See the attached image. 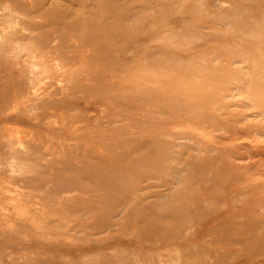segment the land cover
I'll return each mask as SVG.
<instances>
[{
    "label": "rangeland",
    "instance_id": "374dc122",
    "mask_svg": "<svg viewBox=\"0 0 264 264\" xmlns=\"http://www.w3.org/2000/svg\"><path fill=\"white\" fill-rule=\"evenodd\" d=\"M106 2L125 20L83 17ZM78 16L116 39L66 48L78 74L51 82L60 59L26 50ZM0 44V264H264V0H0Z\"/></svg>",
    "mask_w": 264,
    "mask_h": 264
},
{
    "label": "bare ground",
    "instance_id": "6f19581e",
    "mask_svg": "<svg viewBox=\"0 0 264 264\" xmlns=\"http://www.w3.org/2000/svg\"><path fill=\"white\" fill-rule=\"evenodd\" d=\"M30 4V3H29ZM104 5H106L107 7H103ZM104 5H101V8L102 9H94V11L93 12H87V13H85V14H83V17H89V16H95V18H97V17H100V19H103L104 17H105V15L108 13V12H110L112 15H113V17H114V19L117 21V22H119L121 19H123V20H125V16L124 15H120V14H118L117 12V10L116 9H114V8H111L110 7V5L106 2ZM9 8V7H8ZM121 9V11H122V13L123 14H125L126 13V9H125V7H124V5H123V7L122 8H120ZM14 10V9H13ZM7 13V12H6ZM3 15V14H2ZM51 15H54L55 16V18L57 19V20H59V21H62V11L61 10H59V9H54V10H52V12H51ZM82 16V15H81ZM8 18V17H7ZM6 18V19H7ZM79 18H81V17H77V18H75V19H73L72 20V18H71V21L69 22V23H64L63 24V26H61L60 28H59V30L56 32V36H55V42L52 44V47H50V46H48V44L51 42V40L49 39V34L48 33H43V34H41V35H39V36H37V37H35V40L33 41V42H31V45L29 46V48L26 50V53H25V55L26 56H31V57H33V58H39L40 60V62H42L43 63V65L44 66H46V63H48V62H50L52 59L51 58H54L53 56H55V57H58L59 59H60V62L58 63H55V64H53L54 65V69H53V71H50L49 73H48V75L46 76V78L48 79V80H50L51 82L53 81V78H55L57 75H58V72H59V70H60V68L63 70L62 72L63 73H65L66 75H71V77H74V75H73V72H76L77 74H78V70H77V64H75V59L73 58V57H70V58H67V50H66V48H70V47H73V46H75V47H78V45H79V42H81V41H90L93 45V47L97 50V51H100L102 48H99V47H97V46H94V45H97V39H96V37H100L101 39H103V40H107V41H109V40H111V41H115V35H112V34H110V33H106V32H102V33H100L99 32V30L98 31H93L92 32V35H89L88 33H85L83 30H82V28H81V22H80V20H79ZM5 19V18H4ZM3 19V20H4ZM87 19V18H86ZM6 22H7V20H5ZM17 21V20H16ZM37 21V20H36ZM3 23H4V21H3ZM84 23V22H83ZM5 24V23H4ZM100 24V23H99ZM3 25V24H2ZM1 25V26H2ZM6 26V25H5ZM67 26V27H66ZM2 28H5V27H3L2 26ZM73 28H75L76 29V31L77 32H79L78 34H77V36L78 37H80V40L79 41H77V40H75L74 38H72V37H70L69 35V29H73ZM16 29V28H15ZM14 29V30H15ZM18 29V28H17ZM14 30L12 31V32H14ZM7 32V31H6ZM24 33H26V32H24ZM19 34V33H18ZM5 36V35H4ZM13 36V35H12ZM46 37H47V39H46ZM52 37H54L53 35H52ZM9 39L10 38H7L6 39V41H9ZM3 40V39H2ZM28 40L29 41H31L32 40V37H28ZM53 40V41H54ZM6 41L4 40V42H2L3 43V45L6 43ZM68 42L70 43V45L69 46H67L66 47V45L68 44ZM1 43V44H2ZM8 43V42H7ZM6 43V44H7ZM13 42H11V44H12ZM29 43V42H28ZM37 43V44H36ZM52 43V42H51ZM0 44V45H1ZM18 44V43H17ZM21 44V43H20ZM116 44H118V43H116ZM19 45V44H18ZM20 46V45H19ZM118 46V50L119 51H122L123 50V48H124V45H123V43H121V44H118L117 45ZM1 47H2V45H1ZM12 47V46H11ZM15 47V46H14ZM26 47V46H25ZM5 48V47H4ZM6 48L7 49H9L7 46H6ZM20 48V47H19ZM11 49V48H10ZM85 50V49H84ZM4 51V50H3ZM6 51V50H5ZM9 52V51H8ZM11 52V51H10ZM87 52V51H86ZM4 53V52H3ZM88 53V52H87ZM14 53H12V55H13ZM81 55H83V54H81ZM99 55H101V53H99ZM7 56V55H6ZM11 57V56H10ZM23 59H25V58H23ZM22 59V60H23ZM83 59V58H82ZM26 60V59H25ZM29 60V59H28ZM34 60V59H33ZM14 61V60H13ZM16 61V60H15ZM14 61V62H15ZM54 61V60H53ZM6 62H8V61H5L4 60V63H6ZM14 62H12V63H14ZM17 62V61H16ZM15 62V63H16ZM19 62V61H18ZM23 62V61H22ZM20 63V62H19ZM25 63V62H24ZM39 63V62H38ZM37 63V64H38ZM53 63V62H52ZM3 64V63H2ZM10 64V66H11V63H9ZM22 64V63H21ZM30 64V63H29ZM37 64H35V65H37ZM8 64H6V65H4L5 67L7 66ZM13 65V64H12ZM31 65H33V64H31ZM14 66H16V65H14ZM21 67H24V66H22V65H20ZM60 68H59V67ZM9 66H7V68H8ZM12 67V66H11ZM21 67H20V69H21ZM13 68V67H12ZM11 68V69H12ZM29 68V67H28ZM19 69V70H20ZM26 69V68H25ZM37 69H39V68H37ZM98 69L100 70V72H101V74H103V75H105L106 77H114V76H117L118 75V73H119V71H120V69H118L117 67H115V66H113L112 64H108V63H106V64H104V65H100L99 67H98ZM4 70H5V68H4ZM8 70H10L9 68L7 69V70H5V72H7ZM14 70V69H13ZM15 70H16V68H15ZM11 71V70H10ZM18 71V70H17ZM30 71H32V70H30ZM19 72V71H18ZM27 72H29L28 70H27ZM60 72H61V70H60ZM3 73H4V71H3ZM19 73H21V72H19ZM31 73V72H30ZM62 73V76L64 75ZM5 74V73H4ZM28 74V73H27ZM57 74V75H56ZM9 75V74H8ZM13 75H14V73H13ZM15 75H16V73H15ZM22 75V74H21ZM20 76V75H19ZM21 77V76H20ZM30 77V76H29ZM18 78V77H17ZM31 78L32 77H30V82H31ZM45 78V79H46ZM70 78V77H69ZM79 78V77H78ZM29 79V78H28ZM33 79H35L34 80V84H36L35 86H34V89L31 91V96L30 95H27V96H30V97H35L36 95H37V92H39L38 90L39 89H42L41 88V86H43L42 84H44V82H42V80L41 79H36L34 76H33ZM62 79V78H61ZM71 79V78H70ZM70 79H68V80H70ZM17 80V79H16ZM44 80V79H43ZM63 80V79H62ZM62 80H60V82L62 81ZM71 81V80H70ZM73 81V80H72ZM28 82V81H27ZM57 82V81H56ZM64 82V81H63ZM62 82V83H63ZM66 82V81H65ZM29 83V82H28ZM68 83H69V81H68ZM74 83V82H73ZM64 84V83H63ZM119 85V84H118ZM29 86V85H28ZM31 86V85H30ZM58 86V85H57ZM61 87H63L62 85H61ZM102 87V86H101ZM66 88V87H65ZM85 88H87V89H85ZM16 89H17V87H16ZM19 89V88H18ZM32 89V88H31ZM30 90V89H29ZM66 90V89H65ZM70 90H72V92H80L81 93V97L83 98V99H88L87 100V103H86V108L87 109H90L92 106H91V104H92V102H97L98 104L100 103V100H97V97H95L93 94H94V92H93V89L92 88H88V87H80L79 85H74V86H71V87H68V91L70 92ZM111 91V90H110ZM20 92V89L18 90V91H16V93H18V95H21V93H19ZM45 93V92H44ZM111 93V92H110ZM26 94V93H25ZM28 94V93H27ZM49 95H51V93L50 94H48V96ZM257 95V94H256ZM24 96V95H23ZM39 96V95H38ZM38 96L36 97L37 99H38ZM40 96H42V95H40ZM47 96V95H46ZM47 96V99L41 104L40 103V105H37L38 107H41V108H47V109H59L61 106H62V101H54V99L52 98V99H48L49 97ZM52 96V95H51ZM29 97V101L31 102L32 101V104H33V100H31V98ZM43 97V96H42ZM36 98H35V100H36ZM41 98V97H40ZM15 99V98H14ZM25 99V98H24ZM74 99H75V97H74ZM258 101H260L262 104H264V91L262 90L258 95H257V98H256ZM20 100V99H19ZM106 99H104V100H102L101 101V104H99V105H103L106 109H108V108H110V106L112 105V104H110V103H112L113 102V100H111V99H108L106 102H104ZM37 101H39V99L37 100ZM49 101H53V102H49ZM118 101V100H117ZM24 102L25 101H21L20 100V102L19 103H23L24 104ZM27 102V101H26ZM36 102V101H35ZM77 102V101H76ZM78 102H80L79 100H78ZM18 103V104H19ZM29 103V102H28ZM27 103V104H28ZM26 104V103H25ZM85 104V103H84ZM83 104V105H84ZM22 105V104H21ZM29 105V104H28ZM34 106H35V103L33 104ZM32 105V106H33ZM32 106H30V108H28V111H30L29 109H33L32 108ZM23 107V106H22ZM114 107V106H113ZM25 108V107H24ZM38 109V108H37ZM35 109H33V111H34ZM105 110V109H104ZM48 111V110H47ZM51 111V110H50ZM35 112V111H34ZM37 112H38V110H37ZM103 112H105V111H103ZM61 113V112H60ZM63 113V112H62ZM124 113V112H123ZM41 116H45V115H41ZM36 117V116H35ZM115 117H118V116H115ZM65 118V117H64ZM63 118V119H64ZM80 118V117H79ZM48 119V118H47ZM72 119H74V118H71L70 119V121H72ZM76 119V118H75ZM104 118H102V120H103ZM37 120V119H36ZM81 121V119L78 121V122H80ZM65 122V121H64ZM82 122V121H81ZM76 124V123H75ZM81 124V123H80ZM97 124V123H96ZM73 126V125H72ZM71 126V127H72ZM64 127V126H63ZM86 127V126H85ZM69 128V127H68ZM78 128V127H77ZM67 129V128H66ZM71 131V130H70ZM78 131V130H77ZM80 131H82V130H80ZM89 131V130H88ZM75 132H76V130H75ZM18 132H16V134H14V132L13 133H8L7 135H6V137L4 138V140H5V143L8 145L9 144V148H10V152L12 151V152H14L15 151V153H16V150H15V148H13V145L15 144V141L16 140H18L19 141V143H21V138L22 137H20L18 134H17ZM1 136V135H0ZM31 137V136H30ZM1 138V137H0ZM25 139V138H24ZM29 139V138H28ZM3 140V141H4ZM33 140V139H32ZM31 140V141H32ZM49 140V139H48ZM34 141V140H33ZM40 141V140H39ZM50 141V140H49ZM62 141L64 142V140L62 139ZM35 143V142H34ZM22 144V143H21ZM48 145H50V144H48ZM23 146V145H22ZM49 146H47V148H48ZM26 148H28V146L26 147ZM68 149H69V147H67ZM7 149V148H6ZM19 149V148H18ZM67 149V150H68ZM8 150V149H7ZM42 150V149H41ZM25 151V150H24ZM45 151H48V150H45ZM51 151V150H50ZM53 151V150H52ZM69 151V150H68ZM38 152V151H37ZM24 153V152H23ZM26 153V152H25ZM24 153V154H25ZM27 153H29V151L27 152ZM50 153V152H49ZM57 153V152H56ZM39 154V153H38ZM41 154V153H40ZM35 155V154H34ZM51 155V154H50ZM52 155H53V153H52ZM54 155H55V153H54ZM31 156V155H30ZM48 156V155H47ZM32 157V156H31ZM47 184V183H46ZM45 184V185H46ZM41 186V185H40ZM47 188V187H46ZM45 189V188H44ZM68 189H70V188H68ZM71 190V189H70ZM98 190V189H97ZM69 191V190H68ZM72 191H74V190H72ZM96 191V190H95ZM50 192V191H49ZM58 192V191H57ZM66 192V191H65ZM71 192V191H70ZM108 192V191H107ZM43 193V192H42ZM41 193V195H43ZM92 193H95V192H92ZM59 194V193H58ZM66 194H67V192H66ZM69 194H71V193H69ZM108 194V193H107ZM109 194H110V192H109ZM56 195H57V193H56ZM65 195V193H63V196ZM66 196V195H65ZM65 196H64V198H65ZM93 196H95V195H93ZM108 196V195H107ZM46 197H48V196H46ZM58 197H59V195H58ZM58 197H57V199H58ZM90 197V196H89ZM53 198V197H52ZM91 198V197H90ZM54 199H56V198H54ZM63 199V198H62ZM66 199V198H65ZM71 199V198H70ZM70 199H68V200H70ZM68 200H66V201H68ZM74 200V199H73ZM47 201H48V199H47ZM65 202V201H64ZM51 203V202H50ZM91 205H89V207H90ZM48 207V206H47ZM87 207V206H86ZM92 207V206H91ZM93 207H95V206H93ZM48 209H49V207H48ZM73 209V208H72ZM84 209V208H83ZM91 209V208H90ZM43 210V209H42ZM83 211V210H82ZM74 212V211H73ZM71 214L70 212H64V214ZM76 213V212H75ZM77 213H79V211H77ZM73 214V213H72ZM72 214H71V216H72ZM105 214V213H104ZM73 215H75L76 216V214H73ZM71 216H70V218H71ZM74 216V217H75ZM68 217V216H67ZM73 217V216H72ZM73 217V218H74ZM77 217V216H76ZM69 218V219H70ZM73 218H71L72 220H73ZM61 219V218H60ZM101 220V219H100ZM150 220V219H149ZM59 221H61V220H59ZM63 221V220H62ZM65 221V220H64ZM68 221V220H67ZM70 222V221H69ZM62 223V222H61ZM65 223V222H64ZM105 223V222H104ZM80 224V223H79ZM81 225V224H80ZM72 229V228H71ZM77 229V228H76ZM107 230V229H106Z\"/></svg>",
    "mask_w": 264,
    "mask_h": 264
}]
</instances>
